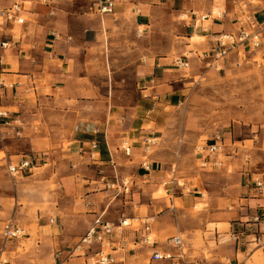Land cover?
<instances>
[{"label": "crops", "instance_id": "crops-1", "mask_svg": "<svg viewBox=\"0 0 264 264\" xmlns=\"http://www.w3.org/2000/svg\"><path fill=\"white\" fill-rule=\"evenodd\" d=\"M19 1L0 0V9L19 4V15L24 18L19 25H0V41L7 43L6 48L0 49V108L6 115L0 118V152L5 153L7 164L17 165L29 154L37 161L44 159L42 165L33 169L50 166L44 178L47 182L57 179L62 193L58 210L64 214L55 219L44 236L45 249L56 254L52 261L45 263L40 259L41 254H34L37 264H89L83 250L95 251L98 246L93 245V250L92 246L84 247L76 253L79 250L75 245L98 216L110 222L126 216L152 219L150 232L157 237L182 234L179 226H169L164 221L166 214L181 211L174 207V200L180 201L183 212L202 200H209L204 205L209 204L213 210L208 212L206 223L223 224L221 235L230 233L232 239L202 254L201 250L191 249L184 239L182 251L169 245L162 247L157 240L152 246H145L139 242V231L117 232L115 229L106 248L114 260L112 264H264V177L224 174L227 181L216 193L207 191L208 198L196 196L199 191H180L178 195L170 193L167 206L165 201L154 199L152 195L168 170L154 171L153 163L158 166L157 157L146 159V155L136 154L161 127L158 116L164 117L167 107L181 103L182 85L187 84L189 76L183 72V67L194 60L182 62L181 58L170 54L142 58L143 62L137 64L138 80L142 82L139 97L132 106L112 102L107 107L101 101L99 90L93 84L92 87L86 85L88 74L84 64H80L79 56L83 55V50H88L90 43L75 40L70 29L73 20L83 22L85 15H89L92 27L83 25L81 36L88 31L99 34L104 20L123 19L128 7L130 14H136L133 19L136 18L137 27H149L155 10L169 8L172 15L181 13L189 19L186 23L191 28L189 37L194 36L199 41L195 47L185 46L189 49L186 53L196 60L202 53L210 57L209 52L217 51L220 36L236 33L238 23L234 22L233 12L238 9L239 0H114L113 12L102 15L94 11L95 3L87 0H52L50 4ZM83 2L92 4L90 13L83 11ZM216 6L219 11L212 17L210 12ZM200 13L206 18L198 20ZM107 99L105 97L104 102ZM97 138L98 148L93 150L92 142ZM124 145L129 147V155L124 153ZM142 160L147 162V172L140 166ZM198 160L201 162L200 158ZM208 161L207 169L212 172L223 166L222 162L220 166L214 164L221 161L219 154ZM106 169L109 175H104ZM4 173L5 169L0 168V181L5 178ZM126 175H131L130 183L140 188V192L132 190L130 195H121V190L115 194L108 188V182L125 179ZM229 177L233 183H229ZM174 178L166 182L173 183ZM256 180L261 181V189L255 186ZM104 195L109 197L103 201ZM13 199L14 203L10 201ZM17 209V198L0 189V220L16 213ZM74 210L80 212L75 218L72 217ZM214 230L220 237L218 228ZM17 243L10 247L9 254L13 255L10 264H21L22 259L28 258H20L15 251ZM155 252L169 254V258L152 260Z\"/></svg>", "mask_w": 264, "mask_h": 264}, {"label": "rangeland", "instance_id": "rangeland-1", "mask_svg": "<svg viewBox=\"0 0 264 264\" xmlns=\"http://www.w3.org/2000/svg\"><path fill=\"white\" fill-rule=\"evenodd\" d=\"M16 1L20 3L19 0ZM87 1L95 3V0ZM88 2L81 3L86 13H90L89 8H92V4ZM219 2L217 5H222L218 4ZM237 6L238 9L236 8L233 12L234 22L238 23L235 34L238 33L241 22L246 29L253 21L256 24L255 31L259 32L260 44L254 49L244 44L218 59L215 58L218 50L209 52L210 57H205L206 53H202L196 60L194 56L186 53L189 49L185 46L195 47L199 40L194 36L189 37L191 28L186 26L189 19L181 16V13L172 15L169 8L155 10L156 12L152 14L153 19L148 23L149 27L136 26V18L133 19L136 14L129 13L130 7L123 19L117 22L104 20L99 34L96 31V33L88 31L85 36H81L83 25L92 27L93 20L89 15H85L83 22L73 20L70 25L75 40L90 43L88 50H83L82 57L79 56L82 58L80 64H84V71L86 75L88 74L86 85L92 87L93 84L99 90L101 101L107 107L112 102L132 106L136 97H139L142 82L138 80L137 64L143 62V60L140 61L142 58L170 54L181 58L182 62L194 60V63L188 67H183V72L189 76L186 80L187 84L182 85L184 91L179 97L181 103H177L174 107H167L164 110V117L158 116V124L161 127L153 136H150L151 139L146 141L144 148L136 153L138 156L146 155V159L157 157L158 166L156 168V164L153 163L154 171L168 170V173L164 172L165 178L158 182L159 185L152 195L154 199L165 201L167 206L171 199L170 193L178 195L180 191L187 193L195 190L200 192L195 194L196 196L208 198L207 191L216 193L224 181H227L224 174L234 177L236 174L245 173L258 178L264 177V0H239ZM218 11L219 8L216 6L212 8L210 14L215 17ZM198 15L199 19L203 13ZM196 23L198 26L199 22ZM105 97L109 99L104 102ZM0 111L3 110L0 108ZM152 127L153 124H150L149 128ZM217 135L222 142L219 159L223 166L212 172L207 167L201 166L198 150L211 143ZM157 136L160 139H155ZM98 140V138L95 140L97 148ZM22 149L26 151L23 146ZM5 157V153L0 152V168L6 171L5 178L0 181V189L9 196L17 198L18 209L16 213H11L4 220H0V223L13 217L22 229V235L7 241L0 236L3 264H10L9 259L13 256L9 254L12 251L10 247L15 242H19L15 251L20 258L28 257L22 259L21 264H37L38 261L36 262L33 258L34 254H41L40 259L44 263L52 261L56 252H48L45 249L44 236L46 229L54 225L56 218L64 217V214L58 210V203L62 201L60 200L62 199L61 187L57 179L45 181V171L50 166L33 169L37 165H42L45 162L44 159L37 161L31 154L23 157L22 161L31 160V168L22 170L12 177L7 172L9 163L4 162ZM40 157L43 158L45 155ZM60 169L62 168H58ZM104 175H109L108 169L104 171ZM130 176L126 175L125 179L118 181L113 179V183L108 182V188L115 194L121 190V195H130L132 190L140 192V188L130 183L131 180L128 178ZM173 178L175 182H166L172 181ZM228 181L233 183L234 180L229 177ZM124 182H127V191H124ZM170 189L172 191H166ZM49 192L53 195L50 196ZM108 197L109 195H104L102 200ZM10 201L14 203V199ZM198 203L183 212L180 201L174 200V207L181 211L176 212L177 215L173 211L166 214L164 221L169 226H179L180 231H183L182 234L176 232L172 236H181L186 243H189L191 249L197 252L201 250L204 254L206 249H215L216 246L229 242L232 235L230 233L221 235L223 224L206 223L208 212L213 210L208 207L209 204L204 205L209 203V200ZM79 213L74 210L72 217L75 218ZM134 219L138 221H133L126 216L121 220L108 222L116 226L122 220H126V223L130 225L117 228V232L136 229L141 233L142 220L147 218ZM147 221L154 222L152 219ZM215 227L218 228L220 237H217ZM193 229L196 231H192ZM149 236L153 242L157 240L162 247L168 246V237H172L167 234L157 237L154 232H150ZM28 237L30 238L26 240L25 238ZM206 241L209 243L206 244ZM5 243L8 244L7 248ZM76 246L77 244L75 248ZM91 249H94L93 245ZM83 252L88 263L91 264L89 257L94 251L86 253L83 250ZM185 252L186 248H184ZM160 254L163 253L160 252Z\"/></svg>", "mask_w": 264, "mask_h": 264}, {"label": "built area", "instance_id": "built-area-1", "mask_svg": "<svg viewBox=\"0 0 264 264\" xmlns=\"http://www.w3.org/2000/svg\"><path fill=\"white\" fill-rule=\"evenodd\" d=\"M42 4H50L52 0H37ZM94 11L98 14H110L113 12L115 1L114 0H97L93 5ZM20 13V5L13 4L8 8L0 9V25L2 24H22L23 19L19 15ZM212 15V14H210ZM217 16V15H216ZM215 16V17H216ZM206 16L202 15L198 20L205 19ZM249 28H243L242 22L240 23V29L237 34H229L222 35L218 40L219 49L215 54V58L223 57L227 55L229 52L235 50L238 47L247 44V46H251L253 49L259 46V32L255 31L256 24L252 21L249 23ZM7 43L0 41V49L6 48ZM0 118H6V115L3 111H0ZM92 148L95 150L96 142H92ZM147 150V148H146ZM123 151L125 155H129V147L123 146ZM222 151V142L220 137L217 135L212 139V142L204 147L199 148L198 154L200 155L201 166L207 167L209 165V159L211 157L216 156ZM221 161H216L214 164L220 166ZM141 167L145 170H148V165L146 161H142ZM31 168V160L25 159L20 162L18 166H12L11 164L7 165V172L10 176H14L22 170ZM255 186L261 189L262 183L259 180L254 181ZM127 182L123 183L124 191H127L126 187ZM133 221H138V219H132ZM126 220H122L118 223V225L114 226L113 223L108 221H104L100 216L96 217L90 226L87 228L84 235L79 239L76 249L81 250L84 247L90 248L92 245H97L98 249L95 250L89 260L92 262L91 264H112L113 258L106 252V248L108 246L109 238L112 237L114 230L120 228L122 226H129V223L125 222ZM52 222V220H50ZM142 228L139 237V242L145 246H152L154 244L153 240L150 239V224L146 220H142ZM134 232H137L135 229ZM22 235V229L15 222L13 217H10L6 221L0 223V236L2 239L7 241L8 239L18 238ZM168 245L172 248L179 249L182 251V238L181 236H172L168 239ZM169 258V254H159L157 252L151 255L152 260H159ZM0 262L2 264L4 261L2 260V250L0 249ZM183 264V263H181Z\"/></svg>", "mask_w": 264, "mask_h": 264}, {"label": "bare ground", "instance_id": "bare-ground-1", "mask_svg": "<svg viewBox=\"0 0 264 264\" xmlns=\"http://www.w3.org/2000/svg\"><path fill=\"white\" fill-rule=\"evenodd\" d=\"M126 222V221H125Z\"/></svg>", "mask_w": 264, "mask_h": 264}]
</instances>
